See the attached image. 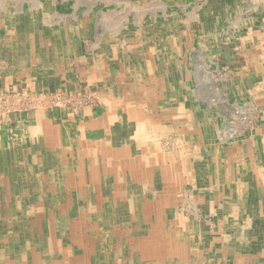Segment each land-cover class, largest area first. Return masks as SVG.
Masks as SVG:
<instances>
[{"label":"rangeland","instance_id":"1","mask_svg":"<svg viewBox=\"0 0 264 264\" xmlns=\"http://www.w3.org/2000/svg\"><path fill=\"white\" fill-rule=\"evenodd\" d=\"M125 1L0 0V264H264V0Z\"/></svg>","mask_w":264,"mask_h":264},{"label":"crops","instance_id":"2","mask_svg":"<svg viewBox=\"0 0 264 264\" xmlns=\"http://www.w3.org/2000/svg\"><path fill=\"white\" fill-rule=\"evenodd\" d=\"M21 2H26L31 14L27 17L34 21H42L45 23L49 20L60 21L61 30H66L72 37L85 36L88 38L92 35L94 31L98 34L99 20H106L104 25L105 29L110 26L111 21H120L124 18L120 14H110V8L115 5L125 4V0H20ZM196 3L198 0H191ZM40 6L43 9L40 10ZM107 11V13H98L95 10ZM45 9V10H44ZM43 13V14H42ZM25 17V16H24ZM41 23V24H42ZM40 24V23H39ZM38 23L32 26L39 25ZM97 29V30H96ZM54 30L53 37L55 39V46L61 45L63 40L66 44L69 43L70 46L77 44V41H69L68 34H62L63 32ZM92 36H96L97 34ZM43 32L41 28H38V36H42ZM51 35V34H50ZM63 37L65 39H63ZM67 38V40H66ZM61 51V49H59ZM119 64V63H118ZM45 131L49 130V126H45Z\"/></svg>","mask_w":264,"mask_h":264},{"label":"bare ground","instance_id":"3","mask_svg":"<svg viewBox=\"0 0 264 264\" xmlns=\"http://www.w3.org/2000/svg\"><path fill=\"white\" fill-rule=\"evenodd\" d=\"M1 8V7H0ZM165 28V27H164ZM47 52V51H46ZM106 59V58H105ZM93 67V66H92ZM84 68V67H83ZM16 93V92H15ZM108 94V93H107ZM137 94V93H136ZM158 94V93H157ZM102 96V95H101ZM65 99V98H64ZM67 101V100H66ZM29 103V102H28ZM11 104V103H10ZM61 105V104H60ZM139 110V109H138ZM139 113V112H138ZM136 114V113H135ZM126 115V114H125ZM129 117V116H128ZM133 118V117H132ZM126 119H128V118H126ZM183 119V118H182ZM129 120V119H128ZM134 120V119H133ZM132 121V120H131ZM170 121V120H169ZM172 121V120H171ZM50 126V125H49ZM135 126V125H134ZM89 128V127H88ZM55 130V129H54ZM83 130V129H82ZM96 130V129H95ZM109 131V130H108ZM47 133H46V135H47V137H48V135L50 134V133H52V131H46ZM55 132V131H54ZM163 132V131H162ZM51 135V134H50ZM145 135V134H144ZM53 136V135H52ZM30 137V136H29ZM60 138V137H59ZM29 139V138H28ZM46 139V138H45ZM50 139H48V141H49ZM171 140V139H170ZM51 141H53V140H51ZM148 141V140H147ZM201 141V140H200ZM178 143V142H177ZM184 143V142H183ZM51 146V145H50ZM49 146V147H50ZM51 148V147H50ZM196 150V149H195ZM114 152V151H113ZM72 153V152H71ZM70 154V153H69ZM52 155H53V153H52ZM60 156V155H59ZM135 157H137V156H135ZM139 157V156H138ZM140 158V157H139ZM146 158H148V157H146ZM77 159V158H76ZM141 159V158H140ZM151 159V158H150ZM119 160V159H118ZM148 160V159H147ZM125 161V160H124ZM149 162V161H148ZM240 162V161H239ZM93 163V162H92ZM122 163H123V161H122ZM130 163L131 164H129L125 169H127V173H130V169H132L133 168V164H135V162L133 161V162H131L130 161ZM133 163V164H132ZM136 163H138L139 165L138 166H140V167H144V164L143 163H140V161L139 162H136ZM146 163V162H145ZM93 164H95V163H93ZM125 165V164H124ZM136 165V164H135ZM149 165V164H148ZM96 166V165H95ZM150 167V166H149ZM76 168V167H75ZM145 168V167H144ZM80 169V168H79ZM123 169V168H122ZM141 169V168H140ZM91 171H92V169H91ZM129 171V172H128ZM139 171V170H138ZM93 172V171H92ZM132 172V171H131ZM133 174V173H132ZM131 174V175H132ZM143 174V173H142ZM78 175V174H77ZM139 176V175H138ZM76 178H78V177H76ZM105 178V177H104ZM77 181V180H76ZM78 183H79V181H77ZM96 182V181H95ZM217 183V182H216ZM77 184V183H76ZM76 184H75V186H76ZM97 184V183H96ZM83 187V186H82ZM81 187V188H82ZM75 189V188H74ZM83 192V191H82ZM81 192V193H82ZM158 193V192H157ZM43 194V193H42ZM92 196H95L94 195V193H87V194H84V195H82V197H84V198H86L87 200H89L88 199V197H91V195ZM97 198V197H96ZM68 201V200H67ZM160 205V204H159ZM62 209V208H61ZM209 213V212H208ZM59 214V213H58ZM195 215V214H194ZM204 216V215H203ZM49 218H51V216L49 217ZM51 220H52V218H51ZM206 223V222H205ZM252 223V222H251ZM77 225V224H76ZM85 229V228H84ZM242 229V228H241ZM97 233V232H96ZM170 233V232H169ZM50 237V236H49ZM101 244V243H100ZM171 250V249H170ZM183 255V254H182ZM181 257V256H180ZM179 257V258H180ZM26 262V261H25ZM208 263V262H207Z\"/></svg>","mask_w":264,"mask_h":264}]
</instances>
